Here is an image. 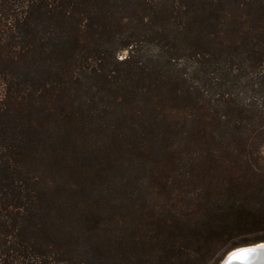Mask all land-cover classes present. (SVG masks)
<instances>
[{"label": "trees", "instance_id": "16d2710c", "mask_svg": "<svg viewBox=\"0 0 264 264\" xmlns=\"http://www.w3.org/2000/svg\"><path fill=\"white\" fill-rule=\"evenodd\" d=\"M261 242L264 0H0V264Z\"/></svg>", "mask_w": 264, "mask_h": 264}, {"label": "water", "instance_id": "95a60500", "mask_svg": "<svg viewBox=\"0 0 264 264\" xmlns=\"http://www.w3.org/2000/svg\"><path fill=\"white\" fill-rule=\"evenodd\" d=\"M220 264H264V242L236 248Z\"/></svg>", "mask_w": 264, "mask_h": 264}, {"label": "rangeland", "instance_id": "374dc122", "mask_svg": "<svg viewBox=\"0 0 264 264\" xmlns=\"http://www.w3.org/2000/svg\"><path fill=\"white\" fill-rule=\"evenodd\" d=\"M126 55H127V52H124V53L121 55V58H124Z\"/></svg>", "mask_w": 264, "mask_h": 264}]
</instances>
